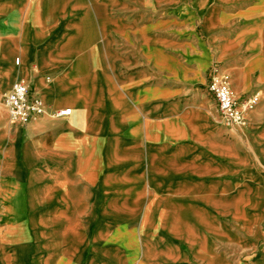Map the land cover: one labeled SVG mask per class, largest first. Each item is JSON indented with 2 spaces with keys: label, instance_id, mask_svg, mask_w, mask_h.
<instances>
[{
  "label": "crops",
  "instance_id": "1",
  "mask_svg": "<svg viewBox=\"0 0 264 264\" xmlns=\"http://www.w3.org/2000/svg\"><path fill=\"white\" fill-rule=\"evenodd\" d=\"M181 9L196 37L182 39ZM215 62L259 98L242 133L195 87ZM18 80L73 112L25 128L3 108L0 264H39L33 251L42 264L183 262L192 248L168 234L192 201L209 202V233L214 220L263 243L264 264V0H0V105ZM150 201L163 209L154 236ZM204 260L225 264L211 248Z\"/></svg>",
  "mask_w": 264,
  "mask_h": 264
},
{
  "label": "rangeland",
  "instance_id": "2",
  "mask_svg": "<svg viewBox=\"0 0 264 264\" xmlns=\"http://www.w3.org/2000/svg\"><path fill=\"white\" fill-rule=\"evenodd\" d=\"M182 6L183 5H178V7ZM174 9L171 8L166 11L171 13ZM181 16L182 23L180 34L182 39H187L191 36L196 37V33L197 31L199 32L200 28L198 27V19H196V17L192 18L189 11L186 12L184 9H181ZM166 29V33L172 36L174 33V24L172 19L169 21V25ZM234 30H236V27H234ZM206 83L197 84L195 87L198 89H201L202 87L204 92L209 93L206 89ZM3 115V107L0 105V116ZM218 121L219 119L217 122ZM152 204L153 201H150V210L148 211L149 219L144 222V226L150 229V236H154L157 233L163 219V209L159 207L153 208ZM188 206L189 212L194 215L188 214V216L184 219L179 217L173 219L171 222L172 227L169 230L168 236L174 240L180 238L183 239L181 240L183 242V249L187 250L189 247L192 248V254L183 262L169 261L167 264H205L204 259L209 258V248L212 249L213 257L221 260V263L257 264L263 243H260L257 247H255L254 245H256V242H253V236L246 232L240 233L239 236L241 239L240 242L237 243L235 242L237 236L232 234L229 230L224 229L225 226H223V223H216L214 220L212 222L213 225L216 226V229L213 230L212 233H209V222L211 223V221H209V210L211 209L209 207V202L192 201L188 203ZM145 207L146 205L144 208ZM114 220L115 219L112 216H103L99 218L97 222L107 229H110L111 226L115 225ZM179 231H181L179 234H175ZM91 238L92 236L89 235L87 239L89 248L87 253L89 254L92 251ZM27 256L29 257V251ZM31 257L37 259L39 264L45 263L46 261V255L41 252L33 251ZM56 263L63 264L60 260H57Z\"/></svg>",
  "mask_w": 264,
  "mask_h": 264
},
{
  "label": "built area",
  "instance_id": "3",
  "mask_svg": "<svg viewBox=\"0 0 264 264\" xmlns=\"http://www.w3.org/2000/svg\"><path fill=\"white\" fill-rule=\"evenodd\" d=\"M207 91L217 105L218 124L225 129L242 133L250 125L251 114L259 98L237 93L232 78L215 62L208 75ZM2 106L8 114L9 126L27 128L44 117L58 121L72 115V109L52 110L37 94L29 82L18 80L12 89L2 96Z\"/></svg>",
  "mask_w": 264,
  "mask_h": 264
}]
</instances>
